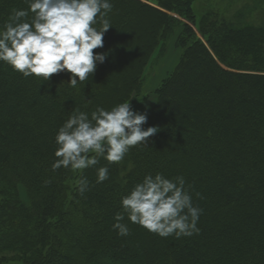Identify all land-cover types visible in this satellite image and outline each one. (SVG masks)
Listing matches in <instances>:
<instances>
[{"label":"trees","instance_id":"trees-1","mask_svg":"<svg viewBox=\"0 0 264 264\" xmlns=\"http://www.w3.org/2000/svg\"><path fill=\"white\" fill-rule=\"evenodd\" d=\"M194 2L112 0L113 27L93 50L111 51L75 89L67 73L43 82L0 62V264H264V27L198 13ZM27 7L0 0V26ZM177 27L182 52L145 112L144 127L160 130L118 164L101 159L103 183L85 169L80 195L79 173L51 169L57 128L75 108L132 104ZM157 172L184 177L203 210L199 233L161 238L125 216L130 233L118 236L121 195Z\"/></svg>","mask_w":264,"mask_h":264},{"label":"clouds","instance_id":"clouds-1","mask_svg":"<svg viewBox=\"0 0 264 264\" xmlns=\"http://www.w3.org/2000/svg\"><path fill=\"white\" fill-rule=\"evenodd\" d=\"M24 2L28 7L13 9L0 26V62L25 78H42L45 82L55 74L67 73L69 87L85 85L111 51L93 50L104 48V35L113 27L109 18L114 8L112 0ZM146 122L147 114L134 110L130 100L110 108L96 106L90 113L73 109L54 134L52 171L64 168L79 173L76 190L83 195L89 186L83 175L85 169L95 168L96 183H103L109 179V169L96 167L101 159L118 164L130 149L147 145L160 130L158 126L145 128ZM120 206L111 226L118 236L130 233L128 225L122 223L125 216L130 223L161 238L191 237L200 231L197 222L203 210L193 205L183 176L145 174L121 195Z\"/></svg>","mask_w":264,"mask_h":264},{"label":"rangeland","instance_id":"rangeland-1","mask_svg":"<svg viewBox=\"0 0 264 264\" xmlns=\"http://www.w3.org/2000/svg\"><path fill=\"white\" fill-rule=\"evenodd\" d=\"M194 9L198 13L205 9H211L222 18L239 25H262L264 27V0H195ZM179 27L175 29L174 35L164 42L165 49L162 55L158 57V49L153 53L144 71L141 93L131 104L134 110L146 112L154 104L155 88L159 86L161 80L178 61L182 52V48L176 42V36L180 31ZM160 43L162 44V42ZM65 183L69 188L73 185L72 180ZM67 192L69 191L67 190ZM18 196L21 200L26 201V192L22 185L18 186Z\"/></svg>","mask_w":264,"mask_h":264}]
</instances>
